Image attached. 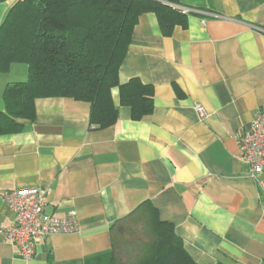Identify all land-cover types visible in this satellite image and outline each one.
I'll use <instances>...</instances> for the list:
<instances>
[{
    "label": "crops",
    "instance_id": "crops-1",
    "mask_svg": "<svg viewBox=\"0 0 264 264\" xmlns=\"http://www.w3.org/2000/svg\"><path fill=\"white\" fill-rule=\"evenodd\" d=\"M18 1L0 4V26ZM179 3L187 26L166 37L142 15L119 70L121 85L153 88L151 115L133 120L114 88L111 127L91 125L88 103L44 98L23 132L0 136V195L43 188L47 217L75 213L80 224L41 241L31 261L0 232V264H98L113 223L147 201L196 264H264V176L247 177L238 141L264 110V0ZM27 78L24 65L0 75L1 112L6 89ZM13 223L0 199V224Z\"/></svg>",
    "mask_w": 264,
    "mask_h": 264
},
{
    "label": "trees",
    "instance_id": "trees-1",
    "mask_svg": "<svg viewBox=\"0 0 264 264\" xmlns=\"http://www.w3.org/2000/svg\"><path fill=\"white\" fill-rule=\"evenodd\" d=\"M9 0H0L5 3ZM179 0H20L0 26V75L24 65L28 78L9 86L0 111V136L25 130L34 122L35 102L68 98L91 106L90 122L99 129L113 126L118 109L112 90L119 88L120 104L140 121L154 110L153 88L133 79L119 82L134 28L148 13L157 16L162 34L187 26V15L174 8ZM112 248L98 264H196L173 224L158 210L142 203L110 229Z\"/></svg>",
    "mask_w": 264,
    "mask_h": 264
},
{
    "label": "built area",
    "instance_id": "built-area-1",
    "mask_svg": "<svg viewBox=\"0 0 264 264\" xmlns=\"http://www.w3.org/2000/svg\"><path fill=\"white\" fill-rule=\"evenodd\" d=\"M174 8L188 13V9L177 5ZM196 110L202 120L208 112L201 105ZM239 158L247 165V177L260 184L264 176V110L258 111L250 127L238 137ZM45 189L29 188L6 192L0 195L14 217L11 226L0 224V232L6 241L13 244L25 261L34 259L37 246L52 235L75 234L80 224L75 213L65 218L45 215Z\"/></svg>",
    "mask_w": 264,
    "mask_h": 264
}]
</instances>
